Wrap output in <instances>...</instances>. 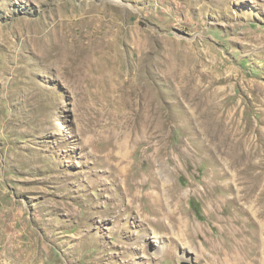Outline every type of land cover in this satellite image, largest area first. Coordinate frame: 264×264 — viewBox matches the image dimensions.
I'll use <instances>...</instances> for the list:
<instances>
[{
	"label": "rangeland",
	"instance_id": "374dc122",
	"mask_svg": "<svg viewBox=\"0 0 264 264\" xmlns=\"http://www.w3.org/2000/svg\"><path fill=\"white\" fill-rule=\"evenodd\" d=\"M262 227L264 0H0V264H264Z\"/></svg>",
	"mask_w": 264,
	"mask_h": 264
},
{
	"label": "trees",
	"instance_id": "16d2710c",
	"mask_svg": "<svg viewBox=\"0 0 264 264\" xmlns=\"http://www.w3.org/2000/svg\"><path fill=\"white\" fill-rule=\"evenodd\" d=\"M192 206L193 208L195 209V212L198 214V215H201V211H200V208L198 207V205L192 201Z\"/></svg>",
	"mask_w": 264,
	"mask_h": 264
},
{
	"label": "bare ground",
	"instance_id": "6f19581e",
	"mask_svg": "<svg viewBox=\"0 0 264 264\" xmlns=\"http://www.w3.org/2000/svg\"><path fill=\"white\" fill-rule=\"evenodd\" d=\"M261 229L264 231V227H262ZM261 238H262V237H261ZM263 239H264V237H263Z\"/></svg>",
	"mask_w": 264,
	"mask_h": 264
}]
</instances>
